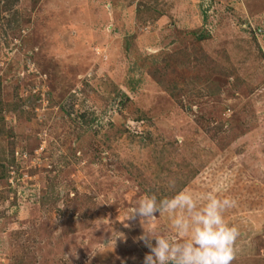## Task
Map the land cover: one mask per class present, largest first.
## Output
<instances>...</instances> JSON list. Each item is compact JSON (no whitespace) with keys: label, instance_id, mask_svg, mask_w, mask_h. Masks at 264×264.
Instances as JSON below:
<instances>
[{"label":"rangeland","instance_id":"rangeland-1","mask_svg":"<svg viewBox=\"0 0 264 264\" xmlns=\"http://www.w3.org/2000/svg\"><path fill=\"white\" fill-rule=\"evenodd\" d=\"M182 190L264 264V0H0V264H144Z\"/></svg>","mask_w":264,"mask_h":264},{"label":"clouds","instance_id":"clouds-1","mask_svg":"<svg viewBox=\"0 0 264 264\" xmlns=\"http://www.w3.org/2000/svg\"><path fill=\"white\" fill-rule=\"evenodd\" d=\"M232 198L209 194L198 206L187 190L158 200L156 195H144L130 208L127 219L140 217L144 226L167 213L172 228L183 239L154 234L145 227L139 238L150 249L144 264H232L236 256V226L225 222L223 213L235 206ZM155 240V244L152 241Z\"/></svg>","mask_w":264,"mask_h":264}]
</instances>
